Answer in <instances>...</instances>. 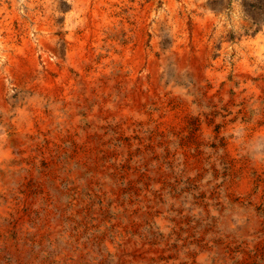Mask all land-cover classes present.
<instances>
[{"label":"rangeland","instance_id":"1","mask_svg":"<svg viewBox=\"0 0 264 264\" xmlns=\"http://www.w3.org/2000/svg\"><path fill=\"white\" fill-rule=\"evenodd\" d=\"M31 1L0 0V30H13L0 42L11 68L0 90V264H54L60 203L86 264L89 243L111 237L103 226L146 232L163 192L198 213L181 219L163 258L210 246L218 264H264V0H60L63 55L49 63L18 31ZM169 51L190 70L162 64ZM227 206L242 212L230 220L241 238L224 237L209 210ZM100 260L110 264L101 249Z\"/></svg>","mask_w":264,"mask_h":264},{"label":"bare ground","instance_id":"2","mask_svg":"<svg viewBox=\"0 0 264 264\" xmlns=\"http://www.w3.org/2000/svg\"><path fill=\"white\" fill-rule=\"evenodd\" d=\"M59 2L60 0H32L30 4L27 5L26 10H24L18 18L19 33L23 32V34H27L29 36L28 40L29 42H31V45H33V49H37L40 52L45 63H49L53 58H57L60 60L63 55L62 51L64 48L62 46V38L57 35L59 26L56 23L57 19L60 17L58 12L56 13L57 5L59 4ZM66 20L69 21L70 17L66 18ZM164 21L165 17L161 16L158 20V24H161ZM10 23L11 22L6 23L4 27L1 28L0 42L8 43V39L12 38L13 30L10 26ZM5 45L6 44H2V46L0 47V50L2 51H0V90L6 87L8 69H11L8 66V55L5 51ZM171 59L176 62L177 70L181 72L189 71L193 66L187 56L183 58H177L175 53H172L170 51L162 57L161 63L163 64L167 60ZM203 63L205 62H202V65ZM36 64L34 66H36ZM3 92L4 91H0V93ZM119 109H122V107ZM0 110L3 113L6 112L7 114L8 104L6 102V99L5 101H0ZM197 187L208 188V184L206 182H200L197 184ZM184 191L192 192V190L186 188H184ZM174 200L175 197L172 195V193L169 192H163L162 195L159 196L157 206L154 207L153 210H150V212L146 215L148 223V225L144 226H148L146 232H141L138 237L136 236L135 238H132L131 235L126 234L124 229L118 226L116 222L114 223L113 229L103 226V233H109L111 237H107L101 244L95 247V249L92 248V243H89L91 249L86 264H105L104 262H100V249L102 250V255L105 258L109 259L107 260V262H109L110 264H218L219 258H216L214 256L216 255L215 250L214 248L213 250L208 248L210 246H205L197 254H195L194 252L185 253L186 250L182 249L180 251V254L175 255L173 258H163L162 249L166 246L164 244L171 241V239L174 237V228L180 227L181 219L183 221H187L191 217H196L198 215L195 209H190L193 204L192 202H186V200L180 198V200H177V203L171 206ZM60 209L61 211L59 215L55 217V220L51 225L53 230L52 234L48 238L50 239L51 245H53L52 261L54 262V264H82V254H80L79 251L81 248V239L79 237H81L82 235L78 231L77 234L79 237L76 236L75 233H73V230L77 227L75 218H73L72 215H68V209L64 206V204L60 203ZM209 210L212 215L218 217L219 223L222 227V231L220 232L224 235V237L226 236L229 239H233V237L241 238L246 234V229L244 226L241 228V230L237 231L230 224L231 218H234L240 222L244 220V217L241 215V211L234 210L233 208L228 206L222 207V210L220 207H218L217 210ZM107 226L111 225L108 224ZM207 235L209 237L212 236V234L209 233ZM44 245H47L45 241ZM141 252L142 255H140ZM72 256L75 260L71 259Z\"/></svg>","mask_w":264,"mask_h":264}]
</instances>
